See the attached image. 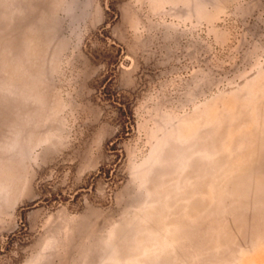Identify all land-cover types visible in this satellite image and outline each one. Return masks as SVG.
Masks as SVG:
<instances>
[{
    "label": "rangeland",
    "instance_id": "rangeland-1",
    "mask_svg": "<svg viewBox=\"0 0 264 264\" xmlns=\"http://www.w3.org/2000/svg\"><path fill=\"white\" fill-rule=\"evenodd\" d=\"M0 264H264V0H0Z\"/></svg>",
    "mask_w": 264,
    "mask_h": 264
}]
</instances>
